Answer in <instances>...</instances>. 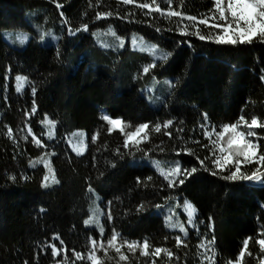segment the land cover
Returning <instances> with one entry per match:
<instances>
[{
    "label": "trees",
    "instance_id": "16d2710c",
    "mask_svg": "<svg viewBox=\"0 0 264 264\" xmlns=\"http://www.w3.org/2000/svg\"><path fill=\"white\" fill-rule=\"evenodd\" d=\"M143 2L151 0L132 4L123 0H0V264H55L63 252L52 257L51 249L41 251L51 243L67 249L69 264L73 250L86 254L90 240L99 243L101 238L84 223L90 217L93 193L101 198L105 213V243L114 229L120 234L119 243L147 239L154 247L171 250L175 255L170 264H201L204 249L200 245L214 238L215 264H228L235 262L242 242L251 237L253 256L246 254L243 264H260L257 257L264 259L255 242L257 233L264 230V187L251 186L248 180L222 179L229 171L212 175V161L220 153L217 148L212 155L213 145L201 128L203 124L219 131L241 115L264 122V80L260 79L264 44L231 46L200 40L193 22L138 7ZM156 4L162 10L169 7L166 0H156ZM170 7L199 18L213 7V0H172ZM106 12L113 15L96 18L97 13ZM184 25L193 34L181 35ZM198 27L203 34L211 30ZM110 28L124 40L133 35L144 38L166 52V59L149 67L150 56L129 46L106 52L93 34ZM43 31H54L58 44L46 45ZM8 33L32 38L24 50H18L7 43ZM144 67H149L148 73H143ZM17 76L26 78L22 92L17 89ZM153 79H170L174 84L161 110H154L147 101L145 88ZM103 114L130 126L123 133L120 128L109 132ZM46 118L56 123L54 142L46 138ZM168 120L173 121L170 128L152 131L155 124ZM139 123L149 124V138L140 144L144 151L123 147L124 134ZM78 131L87 135L83 156L75 155L66 141ZM254 131L264 153V128ZM165 132H171V138ZM149 160L165 165L179 161L182 170L195 167L197 171L182 176L183 184L168 187ZM256 167L242 165L241 170L250 173ZM49 172L59 181L51 188L43 186ZM176 202H190L196 210V228L189 229L186 237L165 223L164 210ZM109 211L110 221L106 218ZM176 235L186 246H175ZM53 236H59L64 245L53 241ZM121 252L129 259L120 260L114 248L107 249V256L100 249L96 255L102 264H147L151 259L142 257L139 249L135 255L126 246ZM155 260L169 264L164 253Z\"/></svg>",
    "mask_w": 264,
    "mask_h": 264
},
{
    "label": "snow or ice",
    "instance_id": "6c2138e0",
    "mask_svg": "<svg viewBox=\"0 0 264 264\" xmlns=\"http://www.w3.org/2000/svg\"><path fill=\"white\" fill-rule=\"evenodd\" d=\"M99 2V0H97ZM134 0H123L124 4H132ZM91 3V0H90ZM166 3L169 5L167 10H162L157 4L156 0H151V2H143L138 4V7L142 9H149V12L161 13V16L167 17H179L181 21L187 20L193 22L192 27L195 29L194 34L200 40H208L218 45H251L253 42L264 44V0H213V7L209 12L201 17L193 15H184L180 11H175L171 9L172 0H166ZM57 7L61 5L57 4ZM111 12L106 13H97L96 18H107L112 16ZM67 22V21H65ZM211 22V23H210ZM198 25H204L206 28L211 30L207 34H203L200 31ZM88 26L84 25L83 30H87ZM159 30V29H157ZM69 31H72L69 29ZM181 35H189L193 33L188 32V25H184L180 29ZM115 36V33L113 32ZM27 39V37H25ZM122 46V45H121ZM167 54L165 53L161 56V60L166 59ZM155 63H151L149 67H155ZM149 67L143 68V73L149 72ZM20 76L16 77L17 81H21ZM261 80H264V75H261ZM170 86L174 87V84ZM32 94L35 95V87H32ZM32 111H35L33 107ZM102 120L107 122L109 125L108 131L120 128V131L123 133L125 127L130 125L126 124L121 119H112L107 114H103L101 117ZM205 116V120H206ZM49 123H52L49 121ZM173 121L168 120L163 124L157 123L152 128V131L155 133H160L162 128L168 129L172 126ZM201 128L204 132L205 137L210 141L213 148L211 149L212 155H216V150L218 148L220 155L212 161L214 168L211 170L212 175H219L223 171H229V174L226 176H221L222 179L227 180H248V181H257L264 182V153L260 151V137H257V133L254 131L256 128H264V122H261L260 118L252 116L250 119H246L241 115L235 122L228 123L221 126V129L217 131L215 127L209 130L205 125H201ZM149 124L148 123H139L133 131L125 133V138L122 141V145L125 148L132 147L137 151H144L140 148V144L149 138ZM31 129H29V132ZM176 131H182L181 129H176ZM8 134L11 136L12 130L8 129ZM165 135L171 138V132H165ZM213 134L215 139H213ZM98 133L93 136V142L97 139ZM251 137H257L256 140L251 139ZM27 138V137H25ZM35 143L40 144L39 140H35ZM198 143V141H197ZM208 147V145H204ZM79 154V153H78ZM119 154V150H117ZM191 154V153H189ZM207 159V157H206ZM153 166L156 167L160 174L168 180V187H175L177 184H183L184 180L181 177H188L192 173L196 172L195 167L191 169H181L180 162L176 161L171 167H168L167 171L161 166L160 162L153 161ZM203 161H201V166H203ZM257 165L250 173L241 170L242 165ZM231 165L234 170H229L227 167ZM209 170V169H205ZM15 180V176L11 177ZM48 176L44 177V187H48ZM150 180L151 177H148ZM53 183H59L58 180L53 178ZM137 183H140L139 179ZM91 191V189H89ZM111 202H109L110 204ZM141 208L143 205L140 206ZM157 207H160L157 205ZM187 210V221L189 224L193 223V217L195 213V208L190 202L185 203ZM40 211H44L40 209ZM98 209L93 210L92 218L85 220V225H95L100 232V242L98 243L96 239L90 240V248L86 254L77 252L73 250V262L75 261H86V264H102L101 258L96 255L97 250H103L105 256H107V249L114 248L115 252L118 254L119 259L126 261L129 257L121 252L123 247H127L128 252L135 255L137 249L140 250V255L142 257H151L150 261L147 264H156V257H159L161 253H164L167 257V260L170 264L171 260L174 257V253L163 247H154L150 244L149 240L144 239L141 241H128L123 240L122 243H119L121 240L120 234L117 233L114 229L110 236L108 237L106 243L103 240V225L100 224L97 217ZM99 216H105L103 211H99ZM107 220H111V212L109 211L106 216ZM173 216L170 214L167 215L166 225L169 228H179V231L184 234L186 237L188 235V230L183 223H172ZM176 241V247L179 248L181 245L186 246L185 241L181 238L180 235L174 237ZM53 241L59 240L61 246L64 245V241L59 238V236H53ZM252 238H246L242 242L241 250L238 251L235 262L229 261L228 264H243L245 255L253 256V253L249 251V243ZM256 244L259 246L258 251L264 253V230H261L256 235ZM215 243L214 238L211 241H208L207 244H202L200 247L204 249V252L201 253L203 260L201 264H215V251L213 250V245ZM51 249V256L57 257L61 256L63 252L64 255L60 260L55 261V264H69V257L67 255V249L64 247L58 248L55 243L45 244L41 251H46ZM151 249V252L149 251ZM211 253V255H209ZM176 260H179V256H175ZM260 264H264V259H260ZM27 264V262H25Z\"/></svg>",
    "mask_w": 264,
    "mask_h": 264
},
{
    "label": "rangeland",
    "instance_id": "374dc122",
    "mask_svg": "<svg viewBox=\"0 0 264 264\" xmlns=\"http://www.w3.org/2000/svg\"><path fill=\"white\" fill-rule=\"evenodd\" d=\"M87 31V30H86ZM113 32L115 33V36L113 35ZM27 37V39H25ZM6 41L7 43L14 49L18 50H24L28 43L31 40V36L28 34H19V33H8L6 34ZM93 38L95 41L98 43V45L105 50L106 52H118V51H123L127 46H129L132 50L145 53L150 56L152 59V63H156L161 60V56H163L166 52L160 50L157 48L155 45L147 42L144 38L133 35L130 37V39L124 40L121 39L117 36L116 32L114 29L110 28L106 31H99L93 34ZM42 40L46 45H57L59 41V37L55 34L54 31H43L42 32ZM122 45V46H121ZM167 54V53H166ZM25 80L22 79L19 81L17 89L19 92H22L24 90V82ZM151 84L146 86L145 91L149 94L146 95L147 101L154 110H161L168 98V95L170 93L171 89V80L166 79L164 81H156L155 79L151 80ZM151 95V96H150ZM51 121L52 123H49ZM44 128L46 130V138L49 142H54L56 140V123L53 122L50 118H46L44 122ZM119 128V127H117ZM67 144L71 148L72 152L77 155V156H83L86 154L87 151V135L83 131H78L70 135L67 139ZM79 153V154H78ZM150 165L157 171L159 175L160 172L159 170L153 166V161L149 160L148 161ZM48 164V162L46 163ZM161 166L164 168L165 171H167L168 167H171L172 165H165L160 163ZM162 176V175H161ZM164 179L165 177L162 176ZM48 187L51 188L56 183H53V178L54 174L52 172H49L48 175ZM56 180V179H55ZM167 180V179H166ZM168 181V180H167ZM249 185L251 186H258V187H264V182H257V181H248ZM94 199L93 203L91 206V211H90V218H92L93 210L98 209L97 211V217L99 219L100 224H102V219L103 216H99V211H102L100 208V203H101V198L99 197L98 194L93 193ZM185 203L179 204L176 202L169 208H166L164 210V218H165V223L167 219V215L170 214L173 216V221L172 223H183L184 226L186 227L187 230L189 229H195L196 228V210L194 213L193 217V223L189 224L187 221V210L185 207ZM87 227L96 229L99 232V229L93 224V225H87ZM167 228L171 231L179 232V228ZM100 233V232H99ZM183 237L184 234L181 233Z\"/></svg>",
    "mask_w": 264,
    "mask_h": 264
}]
</instances>
